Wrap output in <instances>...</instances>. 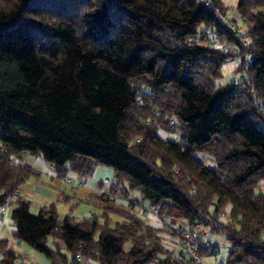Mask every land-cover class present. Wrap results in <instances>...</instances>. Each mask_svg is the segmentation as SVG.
<instances>
[{"label":"trees","instance_id":"obj_1","mask_svg":"<svg viewBox=\"0 0 264 264\" xmlns=\"http://www.w3.org/2000/svg\"><path fill=\"white\" fill-rule=\"evenodd\" d=\"M205 1L226 8L0 0V205L14 204L12 237L49 264H181L163 244L161 234L176 235L171 224L199 225L203 256L213 252L200 244L208 228L230 244L225 264H264V0L236 2L246 46ZM233 56L240 79L216 84ZM24 154L79 177L111 167L115 179L87 196L97 211L87 217H62L55 202L33 213L17 196L39 174ZM138 206L155 208L161 226ZM17 258L0 238V264H33Z\"/></svg>","mask_w":264,"mask_h":264},{"label":"crops","instance_id":"obj_2","mask_svg":"<svg viewBox=\"0 0 264 264\" xmlns=\"http://www.w3.org/2000/svg\"><path fill=\"white\" fill-rule=\"evenodd\" d=\"M17 161V160H16ZM22 161L33 165L39 172L38 176L28 178L17 191V196L29 202V209L31 204H34V209H39L43 205H48L51 202H55L57 209V204L59 205L61 200L64 202L62 205V215L72 213V209L69 208V202L77 201H87V196L92 192L107 193L110 191V186L108 188L104 187L103 182H98L93 185H88L84 177L77 176L74 172L68 171L66 174L71 177V180L64 181L59 178L57 172L45 161H43L39 156H32L29 154H24ZM113 181V180H112ZM111 181V182H112ZM111 182H108L111 185ZM83 187H88L84 189ZM260 187L264 189V180L260 182ZM97 188V189H95ZM95 189V190H93ZM33 202V203H32ZM74 202V203H75ZM115 202L123 206L126 205V201L123 199H115ZM67 204V205H66ZM14 204L10 205L5 211L0 210V238H6L8 240V245L10 248L16 250L20 254V258H17L18 262L33 263V264H49L47 259L41 257L37 253L33 252V249L29 248L28 245L20 242L12 237V231L15 226L10 217V211ZM76 205V204H75ZM74 205V206H75ZM93 207V205H92ZM95 209V207H93ZM36 210V212H37ZM81 215L83 217L89 216L92 211L89 208H82ZM96 210V209H95ZM148 210H152L149 212ZM31 211V210H30ZM58 213L60 211L57 209ZM32 212V211H31ZM97 212V211H93ZM92 212V213H93ZM142 212V211H141ZM35 213V212H33ZM139 215L143 216L150 224L160 227L161 222L156 217V209H145L142 213L137 212ZM154 213V214H153ZM61 216V215H60ZM62 216V217H63ZM175 226V225H173ZM164 238V245L173 250L178 249V245L174 244L168 234H161ZM22 256V257H21ZM90 264H96L94 261H90Z\"/></svg>","mask_w":264,"mask_h":264},{"label":"rangeland","instance_id":"obj_3","mask_svg":"<svg viewBox=\"0 0 264 264\" xmlns=\"http://www.w3.org/2000/svg\"><path fill=\"white\" fill-rule=\"evenodd\" d=\"M236 2H237V0H224V4H225L226 8H224L223 10L226 13L227 17L231 19L230 21L234 25V27L242 30V29H245L246 24L237 15ZM239 65H240V60L238 57L233 56V57H230L229 59H227L222 65L221 76L216 80V84L224 85L226 83H229L230 81L239 80L240 76H241V73L238 70ZM156 133L161 138H165L168 136V134L166 132H164L163 130H160V129L157 130ZM199 157L206 165H213V160L208 155L199 154ZM84 179L87 181L88 185L95 184V187H96V183L103 182L104 187L108 188L110 186L108 182H111L112 180L114 181L115 176H114L113 169L111 167L100 165L94 169L93 173L90 176L84 177ZM83 188L86 190L88 189V187H86V188L83 187ZM95 189H97V188H95ZM95 189H93V190H95ZM75 201L76 200L70 201L68 206H69V208L72 209L71 215L76 217L77 220L81 219L82 216H84V215H81V214H84V213H82V210H81L82 208H89V209H91L92 212L96 211L92 207V205L87 203L86 201H81V202L80 201L75 202ZM60 202L61 203L59 205L57 204V209L60 211V215L63 216L61 213V211H62L61 207L64 204V202L62 200ZM142 204L146 205L147 203L144 201ZM33 205L34 204H31L30 210L32 212H36L37 209H34ZM144 208L142 206H138L137 212L142 213L143 210L145 211ZM148 211L151 212L152 210H148ZM91 213H89V214H91ZM156 217H157V215H156ZM157 219H158V217H157ZM116 220H120V217L115 216V215L111 216V223L112 224ZM174 225H176V224H174ZM170 226H172V224ZM204 235H205L206 240L209 241L210 244L213 246V248H212L213 252L212 253H209V254L204 255V256L202 255V261L204 262V264H225V258L228 254L229 245H230L228 240L225 238V236L223 234H219L216 232L213 233L208 228H204ZM163 241H165V240L163 239ZM33 252L37 253L38 255H40L41 257L44 258V256L41 253H39L35 250H33Z\"/></svg>","mask_w":264,"mask_h":264},{"label":"built area","instance_id":"obj_4","mask_svg":"<svg viewBox=\"0 0 264 264\" xmlns=\"http://www.w3.org/2000/svg\"><path fill=\"white\" fill-rule=\"evenodd\" d=\"M204 4L208 9L213 12L215 19H217L221 25L227 27V29L233 31L235 37L238 38L240 41H243V46H246L242 31L240 29H235L234 25L230 21L231 19L227 17L224 10L218 6L212 5L209 1H205ZM208 42L214 48L223 50L227 49L226 45L220 42L214 33L209 34ZM234 51H236V49H234ZM245 58L248 61L251 60V58L247 55H245ZM57 174L59 178L64 181L69 182L71 180V177H69L67 174ZM9 201V199H6L0 205V210L2 212L9 207ZM225 215V211H222L221 217L224 218ZM172 229L173 232L176 233V235H169V237H171V240L174 242V244L178 245V249L174 250V252L177 259L181 261V264H204V262L202 261V255L198 252L199 242L197 240V230L199 229V225L196 224L195 227L192 229H181L178 225H172ZM200 244L208 246L210 242L207 241L204 236L202 237Z\"/></svg>","mask_w":264,"mask_h":264}]
</instances>
